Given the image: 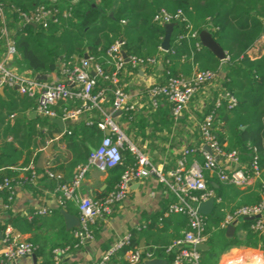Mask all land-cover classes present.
Here are the masks:
<instances>
[{"label":"trees","instance_id":"trees-1","mask_svg":"<svg viewBox=\"0 0 264 264\" xmlns=\"http://www.w3.org/2000/svg\"><path fill=\"white\" fill-rule=\"evenodd\" d=\"M0 3L4 5L5 11L12 9L22 21L13 35L16 53L11 67L20 73L51 74L61 72L63 64L80 61L89 55L92 58L91 70L96 65L103 69V74L95 77L96 84L92 92L94 95L104 92V107L110 106L115 98L114 85L107 77L115 70L108 50L118 40L124 41L123 49L128 56L157 59V63L144 66L149 72L160 74L157 84H164L174 76L190 77L195 71L210 70L217 76L224 71L220 88L212 93L204 114L214 111V132L220 144L228 151L239 152L240 160L247 164V172L253 173L255 154L258 155L260 168L264 169V0H0ZM43 4L55 13V18L49 20L47 27L23 22L19 11L33 12ZM161 10L171 14L182 11V18L174 21L171 48L168 51L161 49L166 27L155 20ZM188 25L199 36L209 32L224 49L227 60H221L204 45L197 48L200 37H192ZM2 27L0 18V33ZM256 48L257 54L252 55ZM159 63H162L163 69L159 68ZM138 71L139 67L126 63L120 75L122 85L130 74ZM4 90V94L0 93V183L5 178L13 179V184L20 180L19 169L36 161L39 156V151H35L38 140L46 144L59 135V141L67 144L73 156L67 167L74 171L78 165L87 162L91 152L105 136L98 125V115L87 120H66V131L63 133L50 117H31L30 113L38 105L37 96L21 95L9 86H5ZM223 92L236 97L234 107L229 108L224 98L219 107L216 105L217 98ZM59 104L55 109L62 113L64 107L80 108L82 101L68 99ZM19 114L24 116L19 117ZM243 126L246 128L243 129ZM122 152V162L109 169L113 176L112 187L97 198H103L114 190L122 174L135 164L136 159L131 151L124 149ZM194 157L200 162L204 161L199 152ZM188 160L191 161V155ZM208 173L206 170V177ZM217 183L219 186L215 187L212 181L209 182V187L215 192V199L220 198L221 201L215 203L211 214L205 215L209 237L206 248L200 250V264H218L226 248L241 244L236 234L228 235L227 229L221 226L225 208H236L227 204L228 199L236 198V186L220 181ZM10 194L7 189L0 192L1 202L6 206L13 204V200L9 199ZM260 200L261 196L257 203ZM56 214L61 216L59 211ZM172 214L188 230L189 216L184 213ZM252 222L245 219L243 225L250 229ZM32 223L27 217L18 214L9 217L5 226L12 225L26 232L32 229ZM153 226L157 225L154 223ZM148 228L142 227L131 232L130 244L114 254L107 264H128L126 252L140 248V240L150 234ZM184 233L175 239L182 238ZM250 234L257 235L251 229ZM169 245L143 249L152 251L153 258L166 259L168 264H174V255L166 251ZM40 250L37 246L34 254L40 255Z\"/></svg>","mask_w":264,"mask_h":264},{"label":"built area","instance_id":"built-area-1","mask_svg":"<svg viewBox=\"0 0 264 264\" xmlns=\"http://www.w3.org/2000/svg\"><path fill=\"white\" fill-rule=\"evenodd\" d=\"M19 12L24 23L42 24L44 27L48 26L49 20L55 18L54 11L44 4L38 6L33 12ZM5 16L4 5L0 3V18L3 23L0 36L7 35ZM179 18H182L181 10H178L175 14L161 10L155 16V20L164 25L174 23ZM188 28L192 37L199 36L197 32L191 30V25H188ZM7 45V58L0 61V89L9 86L16 88L21 95L37 96V113L51 119L76 120L84 110L102 109L101 104L105 100L104 92L94 95L92 90L96 84V75L103 74V69L100 65H96L91 70V57H85L78 62L63 64L61 68L63 80L48 82L30 77L10 67L8 59L16 53L14 40H9ZM123 45L124 41L118 40L108 50L110 61L115 66V70L107 77L111 79L114 85L113 107L116 111L135 108L134 104L129 103V96L120 79L125 64L130 62L133 67H144L146 64L157 63L156 58L145 59L137 56H128L129 60L127 61L123 54L125 52ZM202 45L201 40L196 43L197 48ZM223 60H227V55ZM216 77L217 73L210 70L195 71L190 77L174 76L164 84H153L149 88V96L153 105H158L161 98H166L172 105L174 116L178 117L188 107L195 94L213 82ZM223 98L227 101L229 108L234 107L237 103L234 95L223 92L216 100L218 107L222 104ZM65 99H79L82 101V106L76 109H65L63 116L59 117L54 106L60 100ZM103 115L104 117L98 125L103 131H109V134H105L100 145L91 152L87 162L76 167L70 179H64L61 173L49 169L46 171L49 178L57 183L55 194L59 205L64 207L69 201H73L78 207L79 226L74 231L76 244H84L86 241L95 238L93 226L99 218L110 213L115 204L127 197L132 182L154 175L174 196L175 201L170 203L167 214L184 213L189 216L188 230L185 231L182 238L175 239L166 251L176 253L174 264H200L201 253L198 246L206 243L209 235L206 232V217L198 212V205L210 197H215L214 190L209 187V180L205 175V171L208 170L216 175L221 182L244 187L251 183L253 176H259L262 172L258 163V155L255 154L254 156L252 174L244 169L236 168V163L239 162L240 158L239 152L237 150L228 151L220 144L214 132V111H211L205 115L199 125L201 144L197 147L184 148L176 167L165 171L130 140L125 131L116 123L112 114L103 111ZM206 146L211 149V152L205 149ZM124 149L134 154L136 162L122 174L115 189L103 198H94L82 194L80 188L89 170L96 168L100 171H108L114 168L122 162V151ZM197 152L201 153L204 161L200 162L195 158L189 161L188 156H193ZM254 152L256 153L255 148ZM29 169L32 174L30 177H26L25 181H33L37 176L33 164L30 165ZM22 182L24 181L22 180ZM14 188L13 179L5 178L0 183V192L5 189L11 192L10 200L14 198ZM5 207L7 206L5 205ZM47 212L46 208L39 211L40 214H46ZM247 217H255L250 226L251 229L254 232L264 234V185L262 186L261 200L258 203L244 205L232 212H227L221 226L227 229L229 225ZM2 221L0 214V228ZM131 238V233H125L112 244L96 264H107L114 254L130 244ZM2 241L4 249L0 259L1 263L20 257H31L37 249V245L32 241L21 240L13 236L9 228L5 231ZM64 250H56V260H58L59 254L65 252ZM125 258L128 264H143L147 260L154 259L152 251H145L143 248L129 249Z\"/></svg>","mask_w":264,"mask_h":264},{"label":"crops","instance_id":"crops-1","mask_svg":"<svg viewBox=\"0 0 264 264\" xmlns=\"http://www.w3.org/2000/svg\"><path fill=\"white\" fill-rule=\"evenodd\" d=\"M5 15L7 35L0 36V61L7 58L8 41L13 40L15 31L22 25L21 19L12 9H9ZM253 51L252 55L257 54L258 48ZM263 53L264 51H262ZM12 59L13 57L8 59L10 67ZM78 61L76 60L75 62ZM161 64L159 63V68L163 69V67H160ZM146 68L139 67V71L130 74L123 83L124 89L129 96L128 101L130 104H134V109L116 111L113 103L105 107L101 104L102 109L91 108L84 110L78 119L72 121H77L80 118L87 120L90 117H96V115L100 116L101 121L104 117L103 111L112 114L116 123L125 131L130 140L146 153L154 163L165 171H169L177 164L184 148L189 146L197 147L201 144L200 122L203 120V114L211 100L212 93L216 88H220L221 80L224 78L225 73L222 71L217 76V80H214L196 93L183 113L175 117L172 106L166 99H160L158 105H153L149 96V88L157 83L160 74L149 72ZM23 74L35 78H38V75H46L47 78L44 81L48 82H58L64 78L61 72L51 74L24 72ZM4 91L3 89L0 93L4 94ZM59 102L54 106V109L60 106ZM62 109V113L55 109L59 117L63 116L67 108L64 107ZM32 113H36L35 117L40 115L37 113L36 108L30 113L31 117L35 118ZM64 121L66 124V120ZM65 131L62 132L64 133ZM44 132H46V129ZM103 132L106 134V131ZM11 139L9 138V140ZM50 144H52V153L46 154L43 167H40L38 165L39 159ZM224 145L226 146L227 142ZM35 151H39L37 160L31 161L28 166L19 169L20 180L15 182L13 204L5 207L0 199V214L3 219L0 228V259L4 249L2 238L8 228L13 236L21 240L35 242L41 249V254L36 255L37 262L40 264L53 260L52 264H96L117 239L125 233H131L142 227L147 229L152 226L148 228L149 236L140 240V248L166 246L171 244L177 236L183 235L186 230L174 218L173 214H167L166 207L174 200V196L163 183L159 182L156 176L152 175L132 182L127 197L115 204L111 212L99 218L93 226L95 238L86 241L84 244L77 245L74 236V231L77 227L68 229L66 219L61 210L64 209L67 213L78 217V207L73 201L68 202L64 207L59 205L55 194L57 183L49 178L46 173L47 169L54 170L53 172L61 173L64 179H70L76 170L75 168L74 171H70V168L67 167L71 163L73 156L67 144L59 141V135L47 141L46 144L38 140V147ZM194 156H191V161L192 158H195ZM23 160L24 158L20 160V164L23 163ZM31 164L34 165L37 176L33 181H25V178L30 177L32 174L29 169ZM246 167L247 164L239 158L236 168L245 170ZM37 168H41L43 171H38ZM28 171L29 174L27 175ZM207 179L209 182L212 181L215 187L219 186L217 182L220 180L216 175L209 172ZM112 183L113 176L109 170L100 171L96 168H91L84 179L80 192L97 198L109 190L112 187ZM263 185L264 169L259 176L252 177L249 185L244 187L235 185L238 191H236V198L228 199L227 204L230 203V207L236 206L235 209H237L244 205L257 203L261 196ZM215 200V203L221 201L220 198ZM44 208L48 212L40 214L39 211ZM57 211H59L61 216L56 214ZM225 211L226 213L232 212L233 208H225ZM18 214L27 217L29 221L33 222L31 230L21 232L12 225L5 226V222L9 217ZM244 220L240 219L236 222V229L233 233L237 235L241 244L226 248L221 254L218 264H264V234L257 232V235L250 234L251 227L249 229V227L243 225ZM154 223L157 226H153ZM233 234L228 235L232 236ZM58 249H65V252L59 254V258L56 260L55 255ZM172 254L175 259L176 253L170 252V255ZM161 260L167 261L166 259ZM33 263L34 259L32 256L20 257L4 263L0 262V264Z\"/></svg>","mask_w":264,"mask_h":264},{"label":"water","instance_id":"water-1","mask_svg":"<svg viewBox=\"0 0 264 264\" xmlns=\"http://www.w3.org/2000/svg\"><path fill=\"white\" fill-rule=\"evenodd\" d=\"M165 27H166V34H165V37H164L163 42H162V49L164 51H168L171 48V36L173 33V29H174V23H169ZM200 40H201L202 44L205 47H207L209 50H211L218 58H220L222 60L226 58V53H225L224 49L221 47V45L217 41H215V39L212 37V35L210 33L203 32L200 35ZM123 54H124L126 60L128 61L129 58H128L127 53L124 52ZM85 57L88 58L89 55H86ZM160 67L162 68L163 65L161 64ZM46 78H47L46 75H38V79L45 80ZM3 89L4 88L0 89V91L2 92ZM19 116L22 117L23 115L20 114ZM32 116L35 117L36 113H32ZM53 120L61 127L62 131L66 130V124L62 118H54ZM242 128H245V127H242ZM105 133L109 134V131H106ZM205 149L207 151L211 152V149L208 146H206ZM50 153H52V144H50L48 146V148L46 149V151L42 153V155L39 159V164H38L40 167H43V161H44L46 154H50ZM215 201L216 200L214 197H210L208 200L201 202L198 205V212L200 214H203V215L211 214L214 207H215ZM61 213L64 215V217L66 219L68 229H73V228L79 226V217L67 213L64 209L61 210ZM254 218L255 217H247L248 220H253ZM235 226H236V222L229 225L227 228V233L233 234L235 232V229H236ZM206 246H207L206 243L200 244L198 246V249H200V250L205 249ZM32 257L34 259V263H36L37 262L36 254H33ZM167 263L168 262L165 260L151 259V260L145 261L143 264H167Z\"/></svg>","mask_w":264,"mask_h":264},{"label":"rangeland","instance_id":"rangeland-1","mask_svg":"<svg viewBox=\"0 0 264 264\" xmlns=\"http://www.w3.org/2000/svg\"><path fill=\"white\" fill-rule=\"evenodd\" d=\"M7 11H5V14H6Z\"/></svg>","mask_w":264,"mask_h":264}]
</instances>
